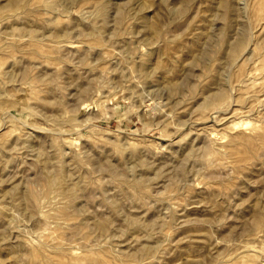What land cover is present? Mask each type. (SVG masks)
<instances>
[{
    "label": "rangeland",
    "instance_id": "rangeland-1",
    "mask_svg": "<svg viewBox=\"0 0 264 264\" xmlns=\"http://www.w3.org/2000/svg\"><path fill=\"white\" fill-rule=\"evenodd\" d=\"M0 264H264V0H0Z\"/></svg>",
    "mask_w": 264,
    "mask_h": 264
}]
</instances>
